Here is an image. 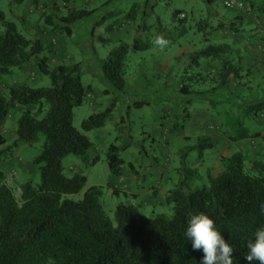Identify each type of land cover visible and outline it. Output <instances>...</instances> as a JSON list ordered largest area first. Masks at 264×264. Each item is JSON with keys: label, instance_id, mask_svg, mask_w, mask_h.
I'll return each instance as SVG.
<instances>
[{"label": "rangeland", "instance_id": "374dc122", "mask_svg": "<svg viewBox=\"0 0 264 264\" xmlns=\"http://www.w3.org/2000/svg\"><path fill=\"white\" fill-rule=\"evenodd\" d=\"M241 1L242 8L233 9L225 7L220 0L211 3L206 0H23L18 4L0 0L5 20L13 22L17 32L30 40L37 39L51 50L41 53L46 55L49 66L78 63L80 81L89 89L83 102L72 109L71 124L90 141L87 156L94 161L85 166L77 156L68 154L61 160L62 173L65 176L73 173L85 175L83 190L92 185L100 187L98 201L112 224L114 207L119 203L134 205L145 216L157 213L170 216L171 205L163 202V198L167 190L187 176L184 171L192 172L195 168L197 177L188 178L193 180L192 186H200L206 184L207 172L212 174L218 170L220 155L225 157L233 151H240L245 169L248 161L263 155L264 110L246 115L243 109L247 102L264 100V0ZM68 7L93 9V12L74 22L70 35L51 32L44 22V15L64 14ZM130 8L134 9L131 18L126 14ZM173 9H181L177 18H184L183 21L171 16ZM142 12H145L144 17ZM227 21H232L237 30L215 27L220 22L226 25ZM181 28L183 31L180 32ZM154 34H163L170 41L163 51L153 47L151 38ZM136 35L142 41L148 40L149 46L137 51L127 49L124 88L118 93L101 78L99 62L118 44L129 46ZM207 44H225L226 52L216 59L197 58L196 64L191 62L193 52ZM224 58L232 62L243 61L247 73L241 71L237 83L231 81L226 87L212 92L207 89L214 84L209 78L188 79L195 72L214 75ZM181 81L189 82L191 89L196 91L207 89L204 97L216 98L217 103L212 104L203 96L191 93L180 94L176 84ZM13 83L49 86L47 76L38 72L31 62H24L11 68L10 73L0 75L3 94ZM114 96L117 104L104 124L83 130L81 121L102 111ZM187 99L191 101L184 111L182 105ZM135 101H140L141 105L132 106ZM185 112L201 114L199 118L204 115L208 120L203 122L205 127L222 128L226 147H193L196 137L191 128L186 127L189 116ZM19 113L20 107L11 109L3 120V146H10L15 139ZM119 119L127 131L125 134L118 135L115 129ZM176 119H181L183 125L179 132H175L188 137L176 136L173 131L176 129L171 125ZM236 119L249 133L257 132V135L229 140ZM42 140L39 136L31 145L12 146V158L0 162V169L4 171L2 182L17 203L21 202L20 184L26 179L38 182V171L31 159L39 152ZM110 143L118 147L127 144L118 150L123 159V171L117 177L110 174L105 162ZM141 146L143 155L139 152ZM128 164L131 165L129 170ZM153 191L154 195L151 194ZM81 195L82 191L66 197L77 200Z\"/></svg>", "mask_w": 264, "mask_h": 264}, {"label": "trees", "instance_id": "16d2710c", "mask_svg": "<svg viewBox=\"0 0 264 264\" xmlns=\"http://www.w3.org/2000/svg\"><path fill=\"white\" fill-rule=\"evenodd\" d=\"M22 1L10 0V3ZM212 1L206 0L207 3ZM180 11H171L177 21L184 20L177 18ZM92 12L93 9L68 7L64 14H45L44 22L51 32L70 35L71 25ZM133 12L134 9L130 8L126 14L131 18ZM144 15L142 12L141 16ZM215 27L237 30L232 21H227L226 25L220 22ZM148 46V40L142 41L136 35L129 46L120 43L113 47L99 62L103 81L121 93L127 49L137 51ZM225 48V44H207L193 52L191 62L196 64L197 58L216 59L226 52ZM44 50L51 52L37 39L30 40L17 32L14 23L5 20L0 10V75L10 73L11 68L24 62H31L49 80L47 87L13 83L5 94L0 89V162L12 158V146L31 145L39 136L43 138L39 152L31 159L38 171V182L26 179L20 184V203L2 182L4 171L0 169V264H200L203 252L192 250L185 231L189 214L201 212L215 221L216 229L233 248V264H249L245 259L247 243L254 239L257 228L264 227V213L260 211V205L264 204V153L248 161L247 169L240 151H233L225 157L220 155L218 170L212 174L207 172L206 184L200 186H192L193 177H197L195 168L192 172L184 171L187 176L167 190L163 198V202L171 205L170 216L162 213L145 216L134 205L119 203L114 207L112 224L98 201L100 187L92 185L83 190L85 175L73 173L65 176L62 173L61 160L68 154L77 156L85 166L94 161L87 156L90 141L71 124L72 109L83 102L89 87L80 81L78 63L49 66L46 55L41 54ZM216 69L214 75L195 72L188 79L207 77L214 81L207 89L216 92L231 81L237 83L241 71L247 73L240 61L232 62L228 58L222 59ZM183 81L177 88L180 94L191 93L203 96L212 104L217 103L216 98L204 97L207 89L196 91L191 89L189 82ZM190 101L187 99L182 105L184 111ZM116 102V97H112L102 111L83 119L81 128L101 127ZM140 105V101L132 103V106ZM16 107H20V113L16 119L15 139L10 146H3L5 138L1 125L9 111ZM262 110L264 100H256L247 102L243 112L255 115ZM189 114L185 112V115ZM171 125L176 129L174 132H179L183 123L176 119ZM115 129L118 135L127 132L122 119ZM232 130L228 135L232 141L257 135V132L249 133L238 119ZM126 145L118 147L110 143L106 149L105 162L114 177L123 171V159L118 150ZM193 147L213 148V144L208 137L200 136L196 137ZM139 152L143 155L142 146ZM127 167L129 170L131 165ZM184 190L190 195L186 197ZM80 191L82 195L77 200L66 197Z\"/></svg>", "mask_w": 264, "mask_h": 264}, {"label": "clouds", "instance_id": "9594fccd", "mask_svg": "<svg viewBox=\"0 0 264 264\" xmlns=\"http://www.w3.org/2000/svg\"><path fill=\"white\" fill-rule=\"evenodd\" d=\"M154 48L163 51L170 41L163 34H154L151 38ZM187 197L190 193L184 190ZM260 211L264 213V204L260 205ZM185 236L191 241L193 251H202L200 264H233V248L225 241L220 231L216 229L215 221L203 212L189 214ZM245 259L249 264L258 262L264 264V227H259L254 233V239L247 243Z\"/></svg>", "mask_w": 264, "mask_h": 264}, {"label": "crops", "instance_id": "0c3cea01", "mask_svg": "<svg viewBox=\"0 0 264 264\" xmlns=\"http://www.w3.org/2000/svg\"><path fill=\"white\" fill-rule=\"evenodd\" d=\"M242 63H243V61L241 62V64ZM176 87L178 88L179 84H176ZM199 111H201V110H199ZM195 113H190L189 114V117H188L189 120H188V122L186 124V127L188 126V127L191 128V130H192V132H193L195 137H200V136L208 137L209 141L213 144V147L216 148L217 146H219L220 149L225 148L226 145H227V140L225 139V137L223 135V129L219 128L217 130H213L211 127H205V124L203 122H206L208 120L206 118H204L205 117L204 115L202 116V118H199V116L201 114L197 115ZM202 113L206 114L205 112H202ZM193 121L196 122L195 125L193 124ZM174 133L177 134V132H174ZM176 136L188 137L186 134L182 135V133H181V135L177 134Z\"/></svg>", "mask_w": 264, "mask_h": 264}, {"label": "built area", "instance_id": "2783aa9c", "mask_svg": "<svg viewBox=\"0 0 264 264\" xmlns=\"http://www.w3.org/2000/svg\"><path fill=\"white\" fill-rule=\"evenodd\" d=\"M222 4L227 8L240 9L243 6L241 0H221ZM182 16V14H180Z\"/></svg>", "mask_w": 264, "mask_h": 264}]
</instances>
